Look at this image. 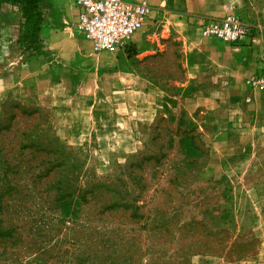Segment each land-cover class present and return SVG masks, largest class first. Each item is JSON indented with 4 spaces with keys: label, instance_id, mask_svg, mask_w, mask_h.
Here are the masks:
<instances>
[{
    "label": "crops",
    "instance_id": "0c3cea01",
    "mask_svg": "<svg viewBox=\"0 0 264 264\" xmlns=\"http://www.w3.org/2000/svg\"><path fill=\"white\" fill-rule=\"evenodd\" d=\"M59 1L39 4L44 21L35 53L17 46L19 7L0 0V63L10 61L6 49L17 46L19 82L36 85V79L24 78L27 69L47 78L51 92L41 91V97L67 99L71 123L60 109H54L55 119L79 137L91 133L98 117L111 127L121 125L111 124L113 119L125 122L140 134L159 112L182 107L187 125L199 129L207 145L199 180L216 181L219 187L218 201L202 218L260 236L255 257L210 264H264V90L248 83L264 70V0H128L147 3L152 15L126 48L103 52L70 33ZM231 12L253 26L252 39L231 44L202 36L201 19ZM9 76L0 75V84Z\"/></svg>",
    "mask_w": 264,
    "mask_h": 264
},
{
    "label": "trees",
    "instance_id": "16d2710c",
    "mask_svg": "<svg viewBox=\"0 0 264 264\" xmlns=\"http://www.w3.org/2000/svg\"><path fill=\"white\" fill-rule=\"evenodd\" d=\"M8 1L19 7L17 46L38 52L37 33L44 21L39 4L45 0ZM6 96L9 98L10 93ZM50 123L49 113L38 103L34 107L12 100L0 104L1 254L7 248L18 252L26 242L20 226L12 220L19 218V207L11 208L10 218L9 205L3 202L4 194H9L11 199L15 195H19V200L33 195L40 199L38 191L33 190L42 187L39 193L46 192L48 205L45 209L44 205H38L36 209L48 211L52 216L47 217L50 223L54 220L73 224L69 243L81 244L75 238L79 228L75 229V225L82 214L87 219L89 243L86 242V251L76 259L79 264H97L100 258L99 264H143L144 256L146 264H190L191 257L196 255L218 256L235 262L248 256V244L237 241L244 234H231L228 244L215 238L227 230L217 227L219 230L214 231L211 224L195 217H183L184 208L189 206L186 191L202 171L195 168L196 156L190 160L185 157L173 160L175 156L170 157L168 152L142 153L126 161L115 178L118 185L106 179L81 187L71 173L74 158L68 147L57 138L49 140L43 135ZM194 131L196 128L185 125L177 147L173 135L164 139L168 151L184 144L186 153H190V142L196 139ZM149 143L154 146L156 140L151 138ZM65 155L68 156L62 158ZM166 164L168 170L162 173L161 167ZM29 191L33 193L28 194ZM116 216L122 219L114 221Z\"/></svg>",
    "mask_w": 264,
    "mask_h": 264
},
{
    "label": "rangeland",
    "instance_id": "374dc122",
    "mask_svg": "<svg viewBox=\"0 0 264 264\" xmlns=\"http://www.w3.org/2000/svg\"><path fill=\"white\" fill-rule=\"evenodd\" d=\"M74 8L73 0L59 1V10L63 13L64 25L69 28L70 33H74L79 38H84L76 30L77 14ZM157 20L158 18L154 17L152 21L154 24H157ZM159 23H161V20ZM160 29L162 28L160 27ZM37 45L39 46V40ZM6 52L10 61L0 63V75L9 74L10 78L3 85L0 84V104L4 101L8 102L12 100L24 103L29 107H34L38 103L47 110L51 123L50 127L45 128L46 131L43 135L49 140L57 138L68 147L67 151L74 158V170L71 169V173L73 178L76 177L78 186L85 187L91 185L92 182H101L106 179L115 182V178L120 175L119 173L128 159L135 155L147 154L153 151H157L158 153L168 152L170 157L175 156L173 160L183 159V157L190 160L196 156L195 168H201L202 171L205 168L207 163V145L201 142V132L199 129L193 132V136L196 139L190 142L192 150L190 153H186V146L184 144L179 149L176 148L178 139L183 137L182 131L184 130V126L187 125L182 107H177L173 111L159 112L149 128L140 129V134L132 133L128 126L125 125V122H117L116 119H113L110 121L111 124L119 123L121 125L119 127H111L107 126L110 125L108 121L98 117L95 122L96 126L92 129L91 133L85 137H79L76 135L73 127L64 128L61 126L60 121L55 119L57 116L54 109H60L61 113H65V121L71 123V116L67 114L70 106L69 102L66 101L67 99L65 98L64 102L43 99L40 95L41 91L43 93L51 92L49 91V80L41 77L37 70L32 71L31 69H27V73L23 74L24 78L25 76L28 77L29 82H34L31 79H36V85H26L19 82L18 77L20 76L18 71L19 67H21V62L19 60L18 47L13 46L11 49L8 48ZM180 69L183 70L182 68ZM7 92L10 93L9 98L6 96ZM60 117L62 118L63 114ZM171 135H173V144L176 147L168 151L169 149L164 139H167ZM151 138L156 140L154 146L149 143ZM66 156L68 155L62 156V158ZM167 168V164L163 165L161 167L162 173H165L168 170ZM194 172L196 170H193ZM116 185L118 184L116 183ZM42 190V187L38 190H33L36 193L38 191L40 199L36 195L27 197L26 200L17 199L19 195H15L11 199V196H8L9 194H4L3 202L9 205L8 213H10V218L13 215L11 214V208L15 210L16 207H19L20 215L17 216L19 218L12 220L15 222V225L20 226L19 231L26 242L18 252L7 248L3 251L6 253L1 254L3 248L0 246V264H79L76 259L82 256L83 251H86L84 245L89 243L90 230L86 229L87 219L82 214L79 222L75 225V229L79 227L77 229L78 233L75 236L81 243L78 248L79 245L74 246L73 243H69L74 227L71 222L63 223L53 220L50 223L47 217L52 216L49 215V212L36 209L38 205H44V209L48 205V200L45 198L46 192L39 193ZM33 191H29L28 194H32ZM219 196V187L216 181L203 182L199 180L198 176L196 183L186 191L185 197L189 200V206L184 208L183 217H195L198 220L204 221L207 225L211 224L214 231L219 230L217 228L220 227L219 225L212 224L202 218L203 211L214 205L218 201ZM121 219L122 217L116 216L114 221H120ZM10 222L11 220L5 221L6 224ZM221 228L227 230V232H222L215 238H219L228 244V237L231 234H244L237 241L238 244H248V256L238 261L255 257V251L260 247L259 234L254 232L239 233L233 228ZM143 258V264H146L147 257L144 256ZM219 259L227 261L226 258L218 256L196 255L191 257L190 264H210V261H219ZM99 260L101 263L100 258L97 260V264H99Z\"/></svg>",
    "mask_w": 264,
    "mask_h": 264
},
{
    "label": "built area",
    "instance_id": "2783aa9c",
    "mask_svg": "<svg viewBox=\"0 0 264 264\" xmlns=\"http://www.w3.org/2000/svg\"><path fill=\"white\" fill-rule=\"evenodd\" d=\"M77 11L76 30L95 52L126 48L135 33L151 17L153 9L145 2L128 0H73ZM203 37L239 44L254 37V28L239 14L201 19L197 24ZM248 83L264 90V70L252 74Z\"/></svg>",
    "mask_w": 264,
    "mask_h": 264
}]
</instances>
